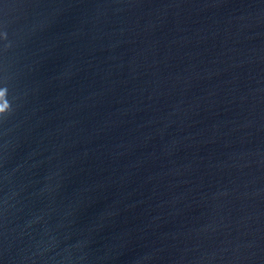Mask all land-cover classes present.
Returning <instances> with one entry per match:
<instances>
[{"label": "water", "instance_id": "water-1", "mask_svg": "<svg viewBox=\"0 0 264 264\" xmlns=\"http://www.w3.org/2000/svg\"><path fill=\"white\" fill-rule=\"evenodd\" d=\"M0 264H264V0H0Z\"/></svg>", "mask_w": 264, "mask_h": 264}]
</instances>
